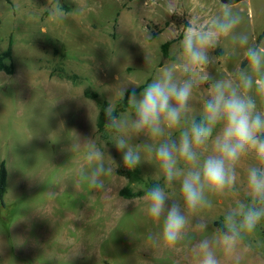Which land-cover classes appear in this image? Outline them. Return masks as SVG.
Wrapping results in <instances>:
<instances>
[{
    "label": "rangeland",
    "instance_id": "obj_1",
    "mask_svg": "<svg viewBox=\"0 0 264 264\" xmlns=\"http://www.w3.org/2000/svg\"><path fill=\"white\" fill-rule=\"evenodd\" d=\"M221 5L220 0H0V50L12 39L15 66L8 82L0 75V163L9 173L5 206L0 204V264H200L199 242L246 197L252 158L242 160L233 190L210 196L212 207L193 216L184 239L174 247L155 243L149 237H157L160 226L146 214L143 196L119 194L129 180L117 173L123 163L111 144L116 133L97 131L101 108L94 94L115 109L122 98L112 95V86H146L172 59L170 50L187 23L202 22ZM232 7L245 17L240 28L256 44L264 31V0H241ZM168 41L173 42L165 56L162 46ZM214 54L222 58L208 71L217 78L231 76L234 61L221 49ZM131 84L128 90L135 87ZM207 90L205 84L194 93L193 115L202 114ZM76 135L105 150L106 163L108 155L117 163L111 164L105 191L93 190L81 174L84 152L70 151ZM146 140L141 136L133 143ZM139 167L145 182L163 183L153 163ZM178 187L169 189L176 198ZM197 216L211 221L207 229L198 226ZM212 250L218 264H264V221L231 255L221 246Z\"/></svg>",
    "mask_w": 264,
    "mask_h": 264
},
{
    "label": "clouds",
    "instance_id": "obj_2",
    "mask_svg": "<svg viewBox=\"0 0 264 264\" xmlns=\"http://www.w3.org/2000/svg\"><path fill=\"white\" fill-rule=\"evenodd\" d=\"M233 4L223 2L216 14L187 23L182 39L170 50L172 59L159 67L139 96L138 86L129 83L135 87L128 95V112L117 114L110 102L103 109L107 126L116 133L111 144L123 166L135 169L153 163L154 175L162 178L163 183L149 187L143 199L146 214L160 226L157 237L149 238L166 247L184 239L199 210L212 207L210 196L235 188L242 160L252 158L246 169V197L236 200L211 237L199 242L200 264H218L214 246L231 255L244 235L264 221V41L250 43L249 34L240 28L245 17L233 10ZM53 15L63 18L59 11ZM216 49L237 65L231 76L217 78L208 71L222 58L214 54ZM241 59L246 67L240 66ZM0 75L7 78L2 71ZM129 84L112 86V95L125 99ZM205 84L202 114L196 116L192 100ZM141 136L146 142L133 143ZM70 151L84 152L81 174L93 190L105 191L113 158L108 155L106 163L105 150L77 135ZM177 184L179 198L169 190ZM196 223L207 229L211 221L197 216Z\"/></svg>",
    "mask_w": 264,
    "mask_h": 264
},
{
    "label": "trees",
    "instance_id": "obj_3",
    "mask_svg": "<svg viewBox=\"0 0 264 264\" xmlns=\"http://www.w3.org/2000/svg\"><path fill=\"white\" fill-rule=\"evenodd\" d=\"M179 38H181V37H179ZM263 38H264V31L257 37L256 43L261 42ZM172 42L173 41H168V42L163 44L162 51H163V54L165 56L167 55L168 48ZM12 46H13V42L11 39L9 41V45H8L7 49L0 50V71L5 73L6 75H13L15 73V66L13 63V48H12ZM241 66L245 67L246 61L243 60V62L241 63ZM144 86L145 85H141V86L135 88L136 94L141 92L142 88ZM132 90L133 89L127 90V92L125 94V99H121L117 103V105L115 107V111L117 114H119L121 112H126L127 110H129V105L127 103V99H128V95L131 94ZM87 96H88V94H87ZM94 98L97 99L98 104L101 108L100 115H99V118L97 121V131L99 133H104V132H106V130L111 129L110 127L107 126V123L104 119V113H103V109L107 106L108 103L106 101H100L98 99V95H96V94H94ZM117 173L124 175L129 180V184L124 186L119 192L120 196H122L124 198H128V199L140 198V197L144 196V193L146 192V190L149 187L153 186L154 184L159 183L158 181L145 182L141 176V171H140L139 166L135 169H127L122 164L117 169ZM8 175H9V173H8L6 163L4 161H2L0 163V204H1V206H5V196H6L7 187H8ZM132 183L143 184L144 188L139 189V190H134L133 187L130 186V184H132ZM221 224L222 223L217 222V226H220Z\"/></svg>",
    "mask_w": 264,
    "mask_h": 264
},
{
    "label": "water",
    "instance_id": "obj_4",
    "mask_svg": "<svg viewBox=\"0 0 264 264\" xmlns=\"http://www.w3.org/2000/svg\"><path fill=\"white\" fill-rule=\"evenodd\" d=\"M222 3L224 2V3H228L229 2V0H220ZM241 0H232V2L235 4V3H238V2H240Z\"/></svg>",
    "mask_w": 264,
    "mask_h": 264
}]
</instances>
